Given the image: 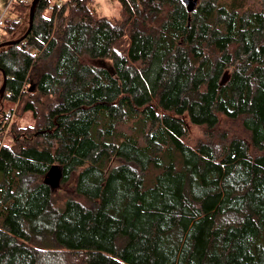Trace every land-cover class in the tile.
<instances>
[{
  "label": "trees",
  "instance_id": "1",
  "mask_svg": "<svg viewBox=\"0 0 264 264\" xmlns=\"http://www.w3.org/2000/svg\"><path fill=\"white\" fill-rule=\"evenodd\" d=\"M92 1L39 0L0 48L4 97L41 117L12 145L0 123V264H264V0H113L117 17ZM30 3H10L8 33ZM222 119L244 135L216 140ZM53 166L87 205L52 208Z\"/></svg>",
  "mask_w": 264,
  "mask_h": 264
},
{
  "label": "rangeland",
  "instance_id": "2",
  "mask_svg": "<svg viewBox=\"0 0 264 264\" xmlns=\"http://www.w3.org/2000/svg\"><path fill=\"white\" fill-rule=\"evenodd\" d=\"M254 2H257V0H253ZM11 0H0V14L1 11L5 8L7 3H10ZM67 3V1H66ZM93 7L96 10L97 13H99L102 16L105 17H117L120 12V4L113 1V0H93L92 1ZM28 11L25 7L21 6L19 8V12L22 15L23 19L19 27L16 29V31L11 34L7 32L8 26L3 24V19L1 24H0V44L9 42V41H14L18 40L21 37L24 36L27 28H28ZM46 17H49V13H44ZM6 17V16H5ZM14 18V16H12ZM19 19V18H17ZM25 21V23H23ZM24 24V25H23ZM17 49H19L17 47ZM41 49V47H40ZM43 50V47L42 49ZM39 50V53L41 52ZM82 62L91 65L94 67H104V68H110L111 63L109 60H91L87 57L82 58ZM55 63V56L49 57L47 59H42L40 60L37 65L31 70L30 76H29V84L27 86V90L29 88H35V84L37 83L39 77L44 73V72H52L53 67ZM138 77L140 81L143 84V87L145 91L147 92L149 98L151 100H154V94L155 90L153 87V82L151 79L147 78L143 74H138ZM2 77L0 75V88L2 86ZM32 97L37 98L36 92L26 95V97L23 99L24 101L31 99ZM38 113L42 116L43 114L46 113V106H47V101L44 102V105H41L40 103L36 104ZM23 108V103L22 104H14L10 101H8L4 95L2 98H0V123L3 122V115L4 114H13L11 121L9 124H7V129H6V135H3V138L1 140L2 145H12V139L10 134L8 133V130L12 128L20 131H29L33 130L35 128L36 123L38 122L39 119L35 120L31 112H26L24 113L22 111ZM215 135V139H221L224 140L225 138L230 139L231 137L234 136H243L244 133L242 132L240 128V124L238 122H229L226 120H221L219 126L216 128L215 132L213 133ZM200 139H205L204 134L202 131L195 130L192 133V137L197 140V138ZM75 174L70 178V180L66 183H59L57 187L53 189V194H52V203L51 206L54 209H60L64 202L67 199H75L83 203L84 205H87V203L82 199L76 196L73 185H74V179H75ZM38 181H42V179L39 178H28V182L31 186L35 185L38 183Z\"/></svg>",
  "mask_w": 264,
  "mask_h": 264
},
{
  "label": "water",
  "instance_id": "3",
  "mask_svg": "<svg viewBox=\"0 0 264 264\" xmlns=\"http://www.w3.org/2000/svg\"><path fill=\"white\" fill-rule=\"evenodd\" d=\"M38 1L39 0H32V2L30 3V7L28 11V21H27L28 28L24 36L18 40L9 41V42L0 44V48L7 47V46H16L29 36L32 25H33L34 13H35V9H36ZM182 2L188 7V10H191V8L196 5V0H182ZM2 77H3V84L0 88V98H2L4 91H5V86H6V77L4 76L3 73H2ZM44 183L48 185L52 191L55 187L58 186V184L60 183V172L56 166H53L50 169V171L47 173L46 177L44 178Z\"/></svg>",
  "mask_w": 264,
  "mask_h": 264
},
{
  "label": "built area",
  "instance_id": "4",
  "mask_svg": "<svg viewBox=\"0 0 264 264\" xmlns=\"http://www.w3.org/2000/svg\"><path fill=\"white\" fill-rule=\"evenodd\" d=\"M12 1H16V0H11V2H12ZM25 1H27V2H32V0H25ZM51 1H52V4L49 6L48 10H49L50 12L55 11V6H54V4H53V3H55V5L57 6L56 13H58L59 10L65 5L66 1H69V0H51ZM11 2H10V3H11ZM10 3H7L6 6H5V8L1 11V14H0V24H1L2 20L5 18V16H7V11H8V8H9ZM16 21H17V23L21 24L22 19H17ZM23 23H25V21H24ZM40 47H41V46H40ZM40 47H39V48H40ZM18 48H20V47L18 46ZM41 49H42V47H41ZM12 116H13V114L8 113V114L3 118V123L6 124V125L9 124V122H10L11 119H12ZM6 134H7V133L5 132L4 135H6Z\"/></svg>",
  "mask_w": 264,
  "mask_h": 264
}]
</instances>
